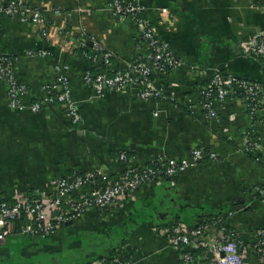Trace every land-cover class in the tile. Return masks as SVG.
Listing matches in <instances>:
<instances>
[{
  "label": "crops",
  "instance_id": "0c3cea01",
  "mask_svg": "<svg viewBox=\"0 0 264 264\" xmlns=\"http://www.w3.org/2000/svg\"><path fill=\"white\" fill-rule=\"evenodd\" d=\"M24 1L46 11V35L38 26L0 16V54L12 60L13 73L26 88V104L55 83L57 68L67 67L80 121L73 123L62 104L37 114L12 110L0 84V196L45 190L73 170L117 176L122 152L138 166L157 158L188 159L194 148L216 159L145 185L105 217L91 211L45 238L0 239V264H89L114 255L132 264H181L158 230L174 221L195 227L228 212V227L242 238L264 231V202L258 195L264 190V141L252 152L243 142L247 130L264 133V113L251 118L240 102L229 100L220 105L215 121L199 106L200 87L213 69L264 83V61L240 50L251 33L264 31V10L254 8L260 0H138L182 63L155 75L161 96L147 101L132 90L97 96L83 82L86 72L104 67L83 56L77 45L81 37L88 47L96 43L112 54L110 74L126 71L146 52L137 25L113 15L108 0ZM193 66L199 71H191ZM250 260L264 264V256Z\"/></svg>",
  "mask_w": 264,
  "mask_h": 264
},
{
  "label": "built area",
  "instance_id": "2783aa9c",
  "mask_svg": "<svg viewBox=\"0 0 264 264\" xmlns=\"http://www.w3.org/2000/svg\"><path fill=\"white\" fill-rule=\"evenodd\" d=\"M108 1L113 15L121 20L130 19L137 25L139 40L145 46L146 52L142 59L128 65L126 71L110 74L107 67L112 54L93 43L90 52L83 50L82 54L90 56L94 61H100L104 68L95 74L86 72L83 82L97 96L132 90L141 101L157 100L161 91L154 86L155 75L165 73L182 63L169 45L158 36L152 22L145 15L140 16L144 11L138 0ZM254 8L264 10V0H260ZM45 12L24 0H0V16L16 19L22 24L38 26L43 36L46 35L47 24ZM78 41V48L84 49L87 39L81 37ZM240 50L244 56L264 61V31L251 33L240 44ZM29 54L32 55V52ZM38 54L46 53L40 51ZM66 69L67 67L57 68L55 83L44 87V95L39 100L26 104L23 102L26 88L16 79L12 60L9 56L0 54V84L7 88L9 108L37 114L45 106L62 104L71 121L78 123L80 115L70 97L64 74ZM189 69L199 71L195 66ZM199 93V106L206 117L215 121L219 120L220 105L224 106L229 100L240 102L251 118L264 113V85L224 75L219 69L211 71ZM153 115L156 116L157 113ZM263 141L264 133L259 134L253 129L243 133L247 151L258 150ZM215 159L214 153L194 148L188 159L179 161L157 158L146 165L138 166L130 164L126 153L122 152L117 161L122 163L123 168L117 176L111 177L95 170H73L70 174L51 181L45 190H16L9 197L0 196V239L11 235L45 238L91 211L105 217L145 185L172 179L203 161ZM170 189L175 190V184H170ZM258 195L264 202V190H259ZM231 215V212L218 215L195 227L174 221L158 231L178 255L181 264H251V256L260 261L264 256V231L254 232L251 239L246 240L233 230H228ZM89 264L132 263L120 255H114Z\"/></svg>",
  "mask_w": 264,
  "mask_h": 264
},
{
  "label": "trees",
  "instance_id": "16d2710c",
  "mask_svg": "<svg viewBox=\"0 0 264 264\" xmlns=\"http://www.w3.org/2000/svg\"><path fill=\"white\" fill-rule=\"evenodd\" d=\"M140 16L143 17V16H144V13H141ZM82 50H85L86 53H89L90 50H91V48L88 47L87 45H85L84 49H82ZM96 73H97V72H96ZM93 74H95V73H93ZM153 75H154V74H153ZM206 82H207V81H206ZM206 82H205L204 84H206ZM254 83H256V82H254ZM258 84L264 85V83H258ZM228 230H229V231H232L230 228H228ZM196 253H198V251L195 252L194 254H196Z\"/></svg>",
  "mask_w": 264,
  "mask_h": 264
}]
</instances>
